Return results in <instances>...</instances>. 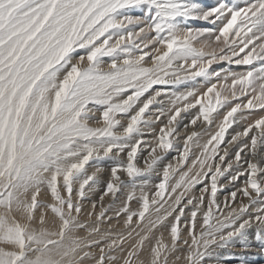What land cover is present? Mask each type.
<instances>
[{
  "label": "snow or ice",
  "instance_id": "6c2138e0",
  "mask_svg": "<svg viewBox=\"0 0 264 264\" xmlns=\"http://www.w3.org/2000/svg\"><path fill=\"white\" fill-rule=\"evenodd\" d=\"M113 210L126 233L103 228ZM253 252L264 0H0V264H249Z\"/></svg>",
  "mask_w": 264,
  "mask_h": 264
},
{
  "label": "rangeland",
  "instance_id": "374dc122",
  "mask_svg": "<svg viewBox=\"0 0 264 264\" xmlns=\"http://www.w3.org/2000/svg\"><path fill=\"white\" fill-rule=\"evenodd\" d=\"M134 14H136V15H141V13H139V12H136V13H134ZM193 26H194V27H199V26H203V25H202V23H200V22H194V23H193ZM197 46H199V45H197ZM212 67H213V69L218 70V71L221 70V69L228 70L229 68H231V70H233V71H243V70H244V68H242V67H238V66H235V65L229 66L226 62H221V63L214 64ZM200 83L203 84V81L201 80ZM178 90H179V91H184L185 89H184V87L182 86V87H181L180 89H178ZM165 102L167 103V100H166ZM221 111H223V110H221ZM192 112L194 113V112H195V109H193ZM182 115H185V114H182ZM254 118H255V117H253V119H254ZM190 119H191V113L186 115V118L183 120V123H189ZM220 119H221V117L218 116V117H217V123L219 122ZM162 121H163V118H162ZM242 124H243V122H241V126H242ZM161 126H162V123H158V124L156 125L157 129H158L159 127H161ZM234 128H235V130H237V131L240 130V127L234 126ZM191 130H192V126L189 125V131H191ZM195 130H197V131H200V130H201V127H200V123H199V122H198V124H197ZM209 131H215V126H213ZM232 132H233V129H230V130H229V134H231ZM185 135H186V133L184 132L183 127L181 126L180 143H179V145H178V147H179L181 150H182V147H183V137H184ZM207 139H208V136H207V135H204V136L201 138V141H200V142H201V143H204ZM193 150H194L195 152H197V153L199 152V149H193ZM177 155H178L177 152H172V153H170V154L166 157L165 162H169V161H171L172 163H175L174 157L177 156ZM105 167L107 168V165H105ZM92 171H94L93 168H88V172H89V174H90V172H92ZM108 177H109V172H108V171H105V173H104V175H103V179H102L101 184L97 187L96 192H95L94 194H91L90 199L84 201V207H86L85 204L88 206V205H91V203H92L93 201H98V200H99V197H100V195L102 194V192H103V190H104L105 182L107 181ZM176 179H178V175H177L176 177H174L173 182H174ZM155 182H157V181L154 180L153 183H155ZM153 190H154V189H153ZM229 190H234V189H232V188L230 187ZM126 193H127V190H125V193H124V194H118V195H120V200L115 201L117 207H120V206H121L123 200L125 199ZM225 194H226V193H225ZM109 199H110V201H109ZM107 200H108V201H107ZM106 201H107V202H106ZM110 202L113 203L112 199H111L110 197H109V198L105 197V200H104V203H106L105 205L107 206ZM138 207H139L138 202L133 201L132 204H131V208H132L133 210H136ZM113 211H115V210H113ZM111 214H113V215H112L113 218L117 221V219H116V217H115V215H114V212L112 213V211H111L110 213H108V215H111ZM83 215H84V214H83ZM83 215H82V217H83ZM123 218L126 219V216L122 214V215L119 217L118 222H119V221H124ZM147 223H148V221H147V219H146V220L144 221V223L141 225V227H145V226L147 225ZM122 224H123V223H122ZM122 224H121L120 228H117V229L114 228V229H112V231H113V232H116V233H120V232H124V233H126L128 229H127V227L125 226V224H123V225H122ZM135 225H136V218H134V222H133L132 227H135ZM137 231H139V228H137ZM164 233H166V231H165ZM251 254H252V256H254V257H253L254 259L251 260V261H249V264H264V255H261V254L255 253V252H253V253H251ZM211 263H212V264H215V261H212Z\"/></svg>",
  "mask_w": 264,
  "mask_h": 264
},
{
  "label": "bare ground",
  "instance_id": "6f19581e",
  "mask_svg": "<svg viewBox=\"0 0 264 264\" xmlns=\"http://www.w3.org/2000/svg\"><path fill=\"white\" fill-rule=\"evenodd\" d=\"M90 174H91V172H90ZM42 199H44V200H46V201H50L51 200V197H50V194H48L46 191L45 192H43L42 193V197H41ZM107 198H109V197H107ZM108 201V200H107ZM106 201V202H107ZM109 201H110V199H109ZM111 203V202H110ZM109 203V204H110ZM106 204V203H105ZM85 206L86 207H84V215H83V217H82V219H84V220H87L88 219V217H87V213L89 212V211H91V205H86L85 204ZM97 211H98V209H97ZM114 211H112V213H113ZM110 213V212H109ZM111 215H113V214H111ZM92 220H95V217L93 216L92 217ZM119 220V219H118ZM118 220L116 221L114 218L111 220V221H106L105 223H104V225H103V228H105V229H107L108 227H109V225H111V227H112V229H114V228H120V226H121V224L123 223L124 224V221H119L118 222ZM123 220H125V218H123ZM122 224V225H123ZM81 235H83V233H81ZM164 235H165V238H167V232L166 233H164ZM185 236H187V234L185 233ZM254 256H252V254H250L249 256H248V262L249 261H251V260H253L254 258H253ZM178 264H183V261H180V262H178ZM212 264V263H211Z\"/></svg>",
  "mask_w": 264,
  "mask_h": 264
}]
</instances>
